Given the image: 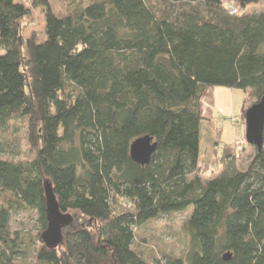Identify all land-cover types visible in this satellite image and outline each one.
Segmentation results:
<instances>
[{"label": "trees", "instance_id": "16d2710c", "mask_svg": "<svg viewBox=\"0 0 264 264\" xmlns=\"http://www.w3.org/2000/svg\"><path fill=\"white\" fill-rule=\"evenodd\" d=\"M224 2L91 0L58 14L32 0L37 40L21 35L28 8L0 0V132L25 119L34 152L14 160L0 140V264H149L135 229L186 209L185 252L155 264H264V125L246 159L241 142L216 140L219 169L199 173L206 88L264 94V10ZM144 135L156 147L140 165L129 146ZM47 184L70 217L54 246L42 238ZM26 212L36 229L12 230Z\"/></svg>", "mask_w": 264, "mask_h": 264}, {"label": "rangeland", "instance_id": "374dc122", "mask_svg": "<svg viewBox=\"0 0 264 264\" xmlns=\"http://www.w3.org/2000/svg\"><path fill=\"white\" fill-rule=\"evenodd\" d=\"M28 8V15L21 20V35L23 38L34 36L37 40L43 39L44 34V10L41 7L31 5L32 0H17ZM91 0H49L50 6L58 14H68L79 4L85 6ZM226 5H234L238 14L242 12L264 10V0L247 6L245 10L239 8L237 0H225ZM1 52V51H0ZM215 111L202 120L200 134V163L199 173L203 178L212 176L219 169V159L214 153L217 141L232 139L227 144H239L237 149H243L240 159H246L253 152L254 146L244 140L245 118L243 109L253 104L255 100L249 97V90L239 88H226L216 86L215 88ZM242 124L243 133L239 138H231L230 126ZM27 121L25 119L11 120L5 130L0 132V140L8 147L15 149L18 154L14 160L28 161L33 157V150L28 144L26 137ZM221 144V143H220ZM9 156V155H8ZM190 210L162 215L160 218L151 220L135 229L134 247L149 261L155 264L154 259H162L165 255L180 256L185 251L187 237L183 224L189 216ZM36 214L34 212L22 213L14 216L11 221V229L28 230L36 229Z\"/></svg>", "mask_w": 264, "mask_h": 264}, {"label": "water", "instance_id": "95a60500", "mask_svg": "<svg viewBox=\"0 0 264 264\" xmlns=\"http://www.w3.org/2000/svg\"><path fill=\"white\" fill-rule=\"evenodd\" d=\"M245 140L258 148L262 145V131L264 125V94L245 111ZM156 142L148 135L133 140L129 146L130 157L140 165L147 164L155 150ZM46 212L48 227L42 233V238L48 246L60 242V228L70 221L67 214L59 211L58 204L50 185L45 186Z\"/></svg>", "mask_w": 264, "mask_h": 264}, {"label": "crops", "instance_id": "0c3cea01", "mask_svg": "<svg viewBox=\"0 0 264 264\" xmlns=\"http://www.w3.org/2000/svg\"><path fill=\"white\" fill-rule=\"evenodd\" d=\"M215 87H208L204 91V94L201 97L200 100V111L203 118H206L207 116L211 115V112L215 111V105H214V97H215ZM242 124L238 123L236 126H230L232 130V136L231 138H239L241 133H243ZM232 139H229L228 141L223 140L224 142H229Z\"/></svg>", "mask_w": 264, "mask_h": 264}, {"label": "built area", "instance_id": "2783aa9c", "mask_svg": "<svg viewBox=\"0 0 264 264\" xmlns=\"http://www.w3.org/2000/svg\"><path fill=\"white\" fill-rule=\"evenodd\" d=\"M228 11L230 14H237L238 13V8L234 5H228Z\"/></svg>", "mask_w": 264, "mask_h": 264}]
</instances>
